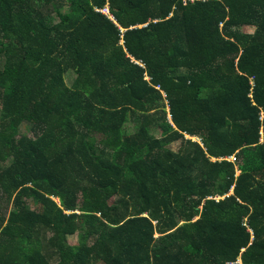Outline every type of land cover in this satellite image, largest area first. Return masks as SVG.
Segmentation results:
<instances>
[{
    "label": "trees",
    "instance_id": "obj_1",
    "mask_svg": "<svg viewBox=\"0 0 264 264\" xmlns=\"http://www.w3.org/2000/svg\"><path fill=\"white\" fill-rule=\"evenodd\" d=\"M0 264H264V0H0Z\"/></svg>",
    "mask_w": 264,
    "mask_h": 264
},
{
    "label": "rangeland",
    "instance_id": "obj_2",
    "mask_svg": "<svg viewBox=\"0 0 264 264\" xmlns=\"http://www.w3.org/2000/svg\"><path fill=\"white\" fill-rule=\"evenodd\" d=\"M109 10L105 11V14H108ZM112 18V17H111ZM254 27H244L243 28V31L247 32V33H252L254 31ZM74 81V73L73 72H68L67 75H66V83L69 87H71L72 83ZM128 129L132 132L133 131V128L131 126H128ZM172 147L174 149H177L178 148V144H174L172 145ZM219 199V198H217ZM158 237V236H157ZM70 243L72 245H76L78 243V238L75 236V237H71L70 238Z\"/></svg>",
    "mask_w": 264,
    "mask_h": 264
},
{
    "label": "built area",
    "instance_id": "obj_3",
    "mask_svg": "<svg viewBox=\"0 0 264 264\" xmlns=\"http://www.w3.org/2000/svg\"><path fill=\"white\" fill-rule=\"evenodd\" d=\"M231 159H233V160H234V158H231Z\"/></svg>",
    "mask_w": 264,
    "mask_h": 264
}]
</instances>
